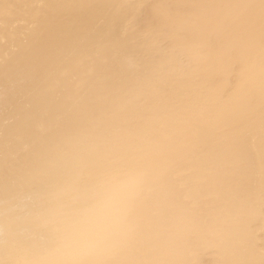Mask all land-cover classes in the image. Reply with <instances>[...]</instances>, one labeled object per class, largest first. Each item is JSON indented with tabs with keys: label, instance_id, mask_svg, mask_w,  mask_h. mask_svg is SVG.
<instances>
[{
	"label": "bare ground",
	"instance_id": "obj_1",
	"mask_svg": "<svg viewBox=\"0 0 264 264\" xmlns=\"http://www.w3.org/2000/svg\"><path fill=\"white\" fill-rule=\"evenodd\" d=\"M0 264H264V0H0Z\"/></svg>",
	"mask_w": 264,
	"mask_h": 264
},
{
	"label": "clouds",
	"instance_id": "obj_2",
	"mask_svg": "<svg viewBox=\"0 0 264 264\" xmlns=\"http://www.w3.org/2000/svg\"><path fill=\"white\" fill-rule=\"evenodd\" d=\"M122 193L118 188L109 189L100 195L99 202L94 210L100 219L115 221L118 216L119 202ZM81 240L80 236L69 234L67 244L71 248Z\"/></svg>",
	"mask_w": 264,
	"mask_h": 264
}]
</instances>
